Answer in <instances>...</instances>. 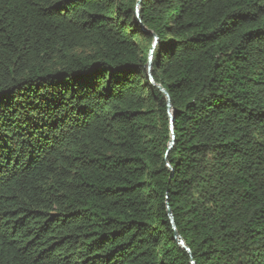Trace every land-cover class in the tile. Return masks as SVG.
I'll return each instance as SVG.
<instances>
[{
  "label": "trees",
  "instance_id": "obj_1",
  "mask_svg": "<svg viewBox=\"0 0 264 264\" xmlns=\"http://www.w3.org/2000/svg\"><path fill=\"white\" fill-rule=\"evenodd\" d=\"M0 264H264V0H0Z\"/></svg>",
  "mask_w": 264,
  "mask_h": 264
},
{
  "label": "water",
  "instance_id": "obj_2",
  "mask_svg": "<svg viewBox=\"0 0 264 264\" xmlns=\"http://www.w3.org/2000/svg\"><path fill=\"white\" fill-rule=\"evenodd\" d=\"M155 45H156V42L153 43V46H152V48H151V50H150V52H149V57H148V62H147V68H146V71H147V78H148L149 82L151 83V85H154V84H153L152 77H151L150 70H151V60H152V55H153V50H154ZM157 89L159 90V92H161V93L164 95V97H165V99H166V102H167V107H168V109H170L168 95L165 93V91H164L161 87L157 86ZM169 116H170V118H171V120H172V116H171V114H169ZM172 146H173V142L170 143V145H169V149H170ZM167 215H168V218H169V221H170V225H171V227H172V229H173V231H174V239H175L176 241H178L179 245H180L183 249H185L186 251H189L188 249L185 248V246H184L182 240H180V239L178 238V235H177V233L175 232L174 220H173V217H172L171 212H170L169 210H167Z\"/></svg>",
  "mask_w": 264,
  "mask_h": 264
}]
</instances>
